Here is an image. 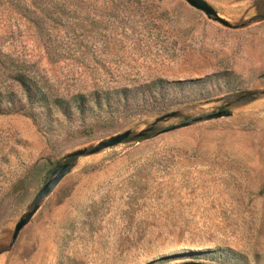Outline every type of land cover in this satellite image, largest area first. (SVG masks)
Wrapping results in <instances>:
<instances>
[{
    "label": "rangeland",
    "instance_id": "374dc122",
    "mask_svg": "<svg viewBox=\"0 0 264 264\" xmlns=\"http://www.w3.org/2000/svg\"><path fill=\"white\" fill-rule=\"evenodd\" d=\"M204 1L227 26L184 0H0V264H264V0Z\"/></svg>",
    "mask_w": 264,
    "mask_h": 264
},
{
    "label": "water",
    "instance_id": "95a60500",
    "mask_svg": "<svg viewBox=\"0 0 264 264\" xmlns=\"http://www.w3.org/2000/svg\"><path fill=\"white\" fill-rule=\"evenodd\" d=\"M190 7L202 12L207 18L212 19L222 25L227 26L228 23L220 18L217 14V12L204 0H184ZM264 94V90L261 92ZM177 112H168L166 114H163L155 119V122L162 121L164 119H168L171 117L177 116ZM230 112L227 110H219L216 112H212L210 114H206L201 117H196L194 119H191L187 122H183L179 125L172 126L166 129L161 130L160 132H166L184 125H188L192 122L195 121H204V120H210V119H216L219 117H225L229 116ZM130 134V130H123L120 133L113 134L111 136H108L104 139H101L97 141L91 148L85 149H77L73 150L67 154L64 155V158L69 159V158H75L81 155H90L93 153H96L99 150H102L104 148L112 147L116 144L121 143L124 141L128 135ZM72 164L71 163H63L58 166H56L52 172H51V177L41 186V188L38 190V192L35 194L31 201L32 208L25 212L14 224L13 231H12V238L15 237L17 232L30 220L31 216L33 213L36 211L38 207V202L42 200L56 185L57 183L62 179V177L68 173L70 170ZM168 264H204L203 262L199 261H194V260H187V261H182L178 263H168Z\"/></svg>",
    "mask_w": 264,
    "mask_h": 264
}]
</instances>
